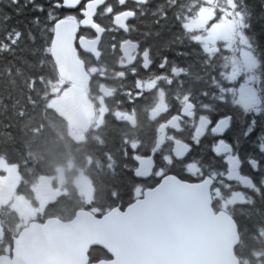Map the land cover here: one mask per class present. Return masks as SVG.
Segmentation results:
<instances>
[{
	"label": "trees",
	"instance_id": "obj_1",
	"mask_svg": "<svg viewBox=\"0 0 264 264\" xmlns=\"http://www.w3.org/2000/svg\"><path fill=\"white\" fill-rule=\"evenodd\" d=\"M248 3L256 13L253 31L260 34V0H248ZM8 4L9 0H0V27L5 24L4 14L11 16L6 22L8 26H24L25 21L30 19V9H23L17 15L15 6L9 7ZM58 14L62 16L61 9ZM32 31L35 34L34 43L23 36L13 50L0 53V155L19 168L21 181L17 187L18 193L31 198V188L39 176L53 175L56 167L73 160L77 166L84 164L89 167L88 175L94 185L93 200L85 201L76 188L70 185L71 175H67L69 193L48 204L37 216V220L43 221L52 216L68 220L79 207L92 210L98 215L114 206L124 208L137 198V188L142 184V180L132 170L134 162L131 160L132 149L128 139L135 136L139 139L147 137L146 125H152L145 117L148 106H141L140 118L135 128H131L128 123L116 121L110 112L104 125L95 134H91L85 143H76L67 135L63 118L50 106L53 90L62 81L52 57V47L45 49L46 37L37 28ZM174 37L175 35L153 36V43L166 40L167 47L175 48V51L183 47L189 52L187 58L172 55L174 59L179 58L182 64L191 67L188 77L174 79L171 85H165V89H168L169 112L184 101L182 97L185 92L191 90L195 93L204 87V84L196 82V78L202 70L205 79L208 73L199 64L196 52L186 43L170 44L175 40ZM181 79L184 80L183 87L179 84ZM257 119L259 122V118ZM206 144L207 140L202 141L201 148ZM148 146L144 142L138 151H143ZM249 150L245 145L241 148V155ZM200 151L201 149L194 147L192 153L181 162L183 166L171 164L169 171L179 174L181 179L187 181H198L204 176H211L200 161L197 163L205 168L204 171L195 174L187 171L186 160L197 156ZM209 155L206 154L204 160L211 163ZM245 172H249L247 165L242 169V173ZM227 183L215 182L214 187L220 188L223 197L234 192L243 195V200L226 207L239 227L240 243L236 247V254L241 264H264V194L257 195L251 187L238 189L236 185L239 181L235 179L231 181L232 187H227ZM213 206L216 210L222 208L215 197ZM90 257L91 261H96L111 256L102 247H93Z\"/></svg>",
	"mask_w": 264,
	"mask_h": 264
},
{
	"label": "snow or ice",
	"instance_id": "obj_2",
	"mask_svg": "<svg viewBox=\"0 0 264 264\" xmlns=\"http://www.w3.org/2000/svg\"><path fill=\"white\" fill-rule=\"evenodd\" d=\"M91 0H9V7L20 15L23 9H30V19L24 26H8L11 19L9 14H4V26L0 27V53L13 50L21 37L27 36L28 40L35 42L32 29L37 28L46 37L44 47L48 49L56 39L57 28L73 14H58L60 9H78L80 16L78 26L83 25V19L88 15V6ZM104 3L105 0H100ZM127 0H117L122 12L113 13L112 5H108L104 14H112L113 22L118 23L124 30H128L127 21L135 18L137 10L143 16L146 13L140 8L148 5L150 0H133L136 8H123ZM177 0H158L151 10V15L157 17L154 21L168 18V12L176 7ZM193 7H196L193 5ZM201 9H210V14L201 16ZM184 15L178 10L173 13L174 27L178 32L174 39L191 47L199 58L202 69H207V78L204 72L197 76L196 82L205 86L195 93L191 90L184 93L182 99L186 105L180 110L186 121L176 131L188 130V138L176 151V158L188 157L193 148L201 149L200 153L186 160V165L195 171L211 173L214 182L227 181V187H232L231 181L238 180V189L251 187L257 195L264 194V0H260L259 20L262 25L260 34L253 31V20L256 13L248 0H201L194 16V26H188V10H183ZM97 15L93 9L92 16ZM43 17V20H42ZM122 17V18H121ZM110 30V29H109ZM159 35V32L156 33ZM137 45L133 43V48ZM147 53V49L145 50ZM189 52L183 47L178 48L173 56L187 58ZM143 64L145 69L151 67L153 61L147 59ZM156 67L163 75L168 68L173 76L188 77L191 65H178L175 60L169 63V56L162 55L156 62ZM169 83L171 79L169 78ZM181 87L184 80L179 81ZM259 118V122L258 119ZM231 133V135H228ZM207 144L201 148L202 141ZM247 145L249 151L243 156L241 148ZM209 155L211 163L204 160ZM165 162L171 164L168 156ZM203 163L205 168H201ZM247 165L249 172L242 173ZM153 163L140 162L136 174L144 175L151 172ZM255 174V176H253ZM161 181L158 185L163 189L165 169L161 167L155 173ZM171 175V173H169Z\"/></svg>",
	"mask_w": 264,
	"mask_h": 264
},
{
	"label": "water",
	"instance_id": "obj_3",
	"mask_svg": "<svg viewBox=\"0 0 264 264\" xmlns=\"http://www.w3.org/2000/svg\"><path fill=\"white\" fill-rule=\"evenodd\" d=\"M98 3L100 0L90 2L83 25L91 23ZM76 26L74 20L61 22L51 45L52 57L61 79L84 82V63L77 57L74 43ZM84 40L80 39L81 45L91 51V42ZM102 87V93L109 96L110 90ZM181 116L162 124L159 132L178 125ZM165 141L162 134L149 157L135 156L138 168L141 161L153 163L148 175L141 170L139 176L152 173L154 151ZM182 143L174 141L175 158ZM165 176L163 189L158 187L160 181L124 208L114 206L101 215L80 208L68 220L52 216L30 221L15 238L11 255H0V264H241L236 254L238 224L226 209L213 206L214 178L207 175L187 181L174 174ZM93 247H102L111 257L91 261Z\"/></svg>",
	"mask_w": 264,
	"mask_h": 264
},
{
	"label": "flooded vegetation",
	"instance_id": "obj_4",
	"mask_svg": "<svg viewBox=\"0 0 264 264\" xmlns=\"http://www.w3.org/2000/svg\"><path fill=\"white\" fill-rule=\"evenodd\" d=\"M83 2H85V0H82V3ZM157 2L158 0H150L148 5H141L140 8L146 14L141 16L140 11L137 10L135 18L127 21V31H124L119 25L113 22L112 14H104L109 4L112 5L113 13L122 12V8L117 3V0H105L104 3H98L95 8L97 15L91 18V23H89V25L84 26H78L77 24V20L82 18L78 9H61L62 16L65 14H73L76 17L73 19L72 16H69L66 20H74L77 24L74 33V43L77 57L83 61L86 71V79L84 82L61 79L67 90H65V94L61 98L65 102H68L70 112L76 114L82 110L81 107L88 98L93 102L99 99L98 106H102L104 114L102 120L97 125H88L85 128L86 130L83 134V138L78 139L72 135L69 122L65 116L68 107L63 106L61 112L56 110L53 106L52 108L63 118L66 133H68L67 135L76 143H85L91 137V134H95L98 129L104 125L108 113L112 112L116 121L128 123L131 128H135L140 118L139 113L141 112V106H148L145 117L152 125H146L148 127L146 130L147 137L139 139L135 136L134 138L128 139L129 147L132 149L131 160L134 162V164H132L133 173L137 178L142 180V184L137 188V198L142 195L143 190L154 187L160 182L155 173L161 167L165 169V175L171 173L179 177V174L169 171L168 167L171 166V164H177L178 167H181L183 166L181 162L185 159H176L173 156L172 149L175 140L184 142L188 138L187 129L176 131L178 127L186 123L183 116L179 119L178 125L174 124L173 126L167 127L165 132H159V128L162 124L168 122L174 116L181 115L180 110L186 104V101H183L174 111L169 112L167 98L168 89H165V85H171V83L168 82L169 78L173 81L181 77L173 76L168 68H165L163 75H161L160 70L156 67V62L159 61L160 56L166 54L169 56V63L173 60H175L178 65L182 63L179 61V58L174 59L172 56L175 52V48L167 47L166 40L153 43V36L157 32H159L161 37L169 35L176 36L178 32L183 36L184 33L180 32L178 27H174L176 22L173 19V13L180 10L181 14L184 15L185 12L183 10L186 9L189 13V21L192 18V13H197V8L201 0H177L176 7L169 10L168 18L160 21L159 24L154 22L157 17L150 14ZM193 5L196 7H193ZM123 8H136V5L133 4V0H127ZM98 36H100V39L98 45L95 46L94 41ZM81 38L85 39V43L87 40L91 42L93 46L91 51L85 50L81 45ZM133 43L137 45L135 48H133ZM170 44L179 45L176 40L170 42ZM163 47H165V49H160ZM146 49L148 50L147 53L145 51ZM145 55H147L148 60L153 61L151 67L148 69L143 67V64L147 62L145 60ZM73 84L79 85L80 88H75ZM82 86H85V88H81ZM102 86L110 90L111 94L109 96L102 93ZM153 96L155 97L152 100ZM127 116L131 117L133 122L128 120L126 118ZM162 134H165L166 141L159 149L154 151L153 160L155 165L152 173L147 177L137 175L136 169L139 163L136 161L135 156L149 157ZM125 141L127 140H124V142ZM144 142L149 144L148 148L143 151H138V148ZM165 156L171 159V164L165 162ZM75 166H77L75 162L70 166H67L66 163L65 165L56 167L54 174L48 176H55L58 171L63 168L64 171H67L65 175H71L72 179L76 176L81 177L82 174L79 173L80 171L76 170ZM84 174L86 173L84 172ZM43 191L47 192V194L51 193L49 189ZM52 201L49 203H52ZM7 206L8 205H4L2 211H6ZM1 215L2 219L0 221V226L2 231L0 229V233L2 235H0V255H11L15 238L19 235L22 228L30 221L22 225L18 215L16 217L10 216L7 212L1 213ZM34 220H37V217Z\"/></svg>",
	"mask_w": 264,
	"mask_h": 264
},
{
	"label": "rangeland",
	"instance_id": "obj_5",
	"mask_svg": "<svg viewBox=\"0 0 264 264\" xmlns=\"http://www.w3.org/2000/svg\"><path fill=\"white\" fill-rule=\"evenodd\" d=\"M210 9H201V16H205L210 14ZM194 14V16H196ZM188 21V26L193 27L194 22L193 19ZM75 88H80L79 85L73 84ZM81 88H85L82 86ZM65 85L63 81L59 82L54 90L53 97L50 100V106H53L56 110L62 111L63 106H69L68 102L62 100V96L65 94ZM67 91V90H66ZM98 101L94 100V102L88 98L86 102L82 105V110L76 114L70 112V108H67V112L65 116L70 125V131L72 135L78 139L83 138V134L85 132V128L88 125H97L103 117L104 111H102V106H98ZM74 164L72 160L67 162V166ZM82 166H75L77 171L82 174V176H76L74 179L71 178L70 185L75 187L77 193L82 196V198L91 202L94 197V185L91 177L88 175V169L84 164ZM188 172L191 174H195L198 171L193 172L189 167L187 168ZM67 171H64L61 168L55 176H39L32 186V196L31 198H27L24 195L18 193L17 187L21 181V174L19 168L15 166V164H10L6 158L0 155V221L2 219L1 213L7 212L10 216L16 217L18 215L19 220L22 225L27 224L29 221L36 219V217L42 213L44 208L50 204V201H55L62 195H67L70 189L67 187ZM84 172L86 174H84ZM220 186H222L220 184ZM51 190L50 194H42L43 190ZM213 196L217 198L220 202L222 208L226 209L228 204H233L235 202L243 200V195L240 192H234L230 194L228 197H223L222 191L220 188H213ZM52 201V202H53ZM4 205L7 206L6 211H2ZM81 207H79L80 209ZM78 210V209H77ZM2 231V228L0 226ZM0 235H2L0 233Z\"/></svg>",
	"mask_w": 264,
	"mask_h": 264
}]
</instances>
